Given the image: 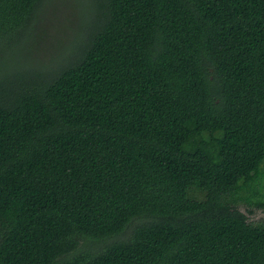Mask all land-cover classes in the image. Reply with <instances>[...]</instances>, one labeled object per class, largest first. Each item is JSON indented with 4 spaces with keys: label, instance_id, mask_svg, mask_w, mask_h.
<instances>
[{
    "label": "trees",
    "instance_id": "16d2710c",
    "mask_svg": "<svg viewBox=\"0 0 264 264\" xmlns=\"http://www.w3.org/2000/svg\"><path fill=\"white\" fill-rule=\"evenodd\" d=\"M46 1L0 0V264H264V0H82L44 61Z\"/></svg>",
    "mask_w": 264,
    "mask_h": 264
},
{
    "label": "rangeland",
    "instance_id": "374dc122",
    "mask_svg": "<svg viewBox=\"0 0 264 264\" xmlns=\"http://www.w3.org/2000/svg\"><path fill=\"white\" fill-rule=\"evenodd\" d=\"M82 0H47L35 24V48L33 57L48 61L64 51L66 46L77 37L76 30L81 22L77 8ZM81 11V10H80ZM78 24V25H77ZM240 209L248 215L250 221H264V210L247 212L245 206Z\"/></svg>",
    "mask_w": 264,
    "mask_h": 264
}]
</instances>
